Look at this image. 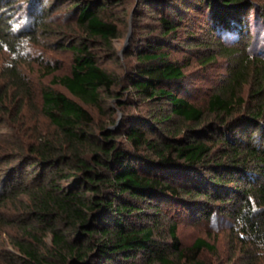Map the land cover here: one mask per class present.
<instances>
[{
	"label": "trees",
	"instance_id": "trees-1",
	"mask_svg": "<svg viewBox=\"0 0 264 264\" xmlns=\"http://www.w3.org/2000/svg\"><path fill=\"white\" fill-rule=\"evenodd\" d=\"M72 2L84 36L61 44L73 54L68 74L56 75L51 67L47 72L52 85L69 95L52 85L37 87L16 62H0V264H208L202 254L215 245L207 239L183 247L175 222L168 227L171 243H163L157 220L143 224L142 203L158 215L160 201L175 200L199 219L229 215L234 238L253 249L252 264H264V57L243 55L227 85L205 107L195 105L171 88L185 77L167 51L182 15L176 22L161 10L164 35L148 38L136 51L138 65L128 76L127 91L151 114L130 119L120 141L116 131L95 128L90 108L106 112L120 82L91 45L113 50L121 29L111 10L124 0ZM193 2L209 12L212 32L238 28L251 4ZM12 3L0 0V61L3 50L18 48L24 35L35 41L39 31L58 33L44 27L41 3L32 5L33 27L16 32ZM247 84L248 100L242 94ZM26 106L53 130L43 131L37 121L29 127ZM241 108L245 112L236 117ZM206 115L214 120L205 123ZM174 118L188 126L177 131Z\"/></svg>",
	"mask_w": 264,
	"mask_h": 264
},
{
	"label": "rangeland",
	"instance_id": "rangeland-1",
	"mask_svg": "<svg viewBox=\"0 0 264 264\" xmlns=\"http://www.w3.org/2000/svg\"><path fill=\"white\" fill-rule=\"evenodd\" d=\"M12 1L11 11L16 14L12 22L16 32L21 30L26 33L33 27L34 17L31 13L37 12L32 5L41 3L42 6H36L37 11L42 10L45 14L46 26L44 27L58 33L39 31L35 41L24 35L18 48L3 50L1 66L16 62L37 87L50 86L53 74H47L49 67L55 68L56 75L70 72L73 54L64 49L61 44L84 36L83 29L76 21V15L71 11L73 0ZM158 1L160 5L152 3L151 6H145L142 0H124L121 6L111 10L112 17L121 29L120 37L112 41L113 50L106 45H91L99 55L100 64L115 74L120 82L115 89L114 98L106 102V112L90 108L95 117V128L98 131L102 128L116 131L120 141H124V126L130 119L138 115L149 117L151 114L148 104L136 100L133 93L127 91L128 76L138 65L136 51L150 41L148 38L164 35L158 17L161 15V10L176 22L178 15H182L181 22H178L179 29L168 36L170 46L167 51L171 60L179 62L184 67L185 77L178 83L172 84L171 88L180 89L181 95L195 105L205 107L210 95L227 85L235 61L243 55L264 57V0H251L250 8L246 9L243 16V23L238 21L242 24L238 25V28L230 30L223 28L217 32L211 30L212 21L209 18V12L204 8L194 7L195 0ZM33 35L36 36V34ZM220 46L234 47L239 52L232 56L233 53L228 54L226 51L219 50ZM1 81L5 82V77ZM52 86L69 95V92L60 85ZM250 89L251 85L247 84L242 90L246 100L249 99ZM10 107L15 106L10 105ZM244 112V109H239L236 117H240ZM24 113H26L28 122L26 124L29 127L35 125L37 121V126L43 131L53 130L49 122L38 114L36 109L26 106ZM9 117H12V112L8 115ZM212 120L214 117L210 115L204 118L205 123ZM174 121L175 125L179 126L177 131L182 132V129L188 126L180 122L178 118H174ZM16 125L18 123L14 126ZM191 126L200 127L195 124ZM180 136L184 137L183 134ZM159 204L161 213L155 215L154 206L142 203L147 214L142 222L150 225L152 221H158L155 229L161 242L171 243L168 227L176 222L183 247L191 245L198 237L205 238L215 245L214 252L205 251L202 254V258L208 264H252L253 249L248 246L245 248L234 238L233 220L229 215L216 212L209 219H199L192 216L191 210L180 201H160ZM190 206L192 208V205ZM7 247L12 248L10 245Z\"/></svg>",
	"mask_w": 264,
	"mask_h": 264
}]
</instances>
